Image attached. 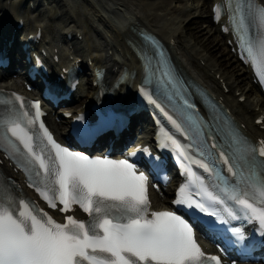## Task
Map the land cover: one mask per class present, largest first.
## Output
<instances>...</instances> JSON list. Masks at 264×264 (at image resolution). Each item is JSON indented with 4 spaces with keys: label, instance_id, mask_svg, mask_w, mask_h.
I'll use <instances>...</instances> for the list:
<instances>
[{
    "label": "snow or ice",
    "instance_id": "1",
    "mask_svg": "<svg viewBox=\"0 0 264 264\" xmlns=\"http://www.w3.org/2000/svg\"><path fill=\"white\" fill-rule=\"evenodd\" d=\"M247 11L256 13L261 25L259 38L264 40V6L257 8L252 0H240L236 14L242 24ZM145 39L151 40L150 37ZM256 39L257 36H250L249 53ZM241 43H244L243 37ZM15 101L20 103L21 109L24 107L21 97L15 96ZM32 107L36 112L27 120L29 126L40 116L39 104L33 103ZM23 116L27 119L29 113L25 112ZM40 129L47 142V152L34 145L32 134L20 122L11 121L7 128L23 147L29 163L38 166V184L43 187L37 183L29 186L36 188L50 208L55 209L59 204L62 205L59 211L67 213L75 204L88 214L89 219L78 221L69 215L65 217V223H57L30 203L20 201L13 205L0 192V264H199L204 254L195 242L194 229L197 224H203L214 230L216 220L197 218L193 223L175 210L149 213L148 176L143 171L136 174L138 165L135 161L107 157L91 159L56 143L43 124ZM78 134L90 137L94 132L80 129ZM9 144L14 152L18 150L11 141ZM171 144L186 174V182L178 189L174 204L195 208L206 216H216L208 205L222 201L208 191L202 179L200 186L195 187L193 177L196 174L191 164H184L190 159L188 154L175 139H171ZM259 154L264 156V149ZM151 163L153 168L160 167L156 162ZM191 163L210 171L205 163L196 160ZM225 163L229 161L225 159ZM249 178L264 185V172L255 170V166ZM193 188L195 191L191 190ZM237 202L251 212L248 219L259 223L260 234L264 236V210L253 208L244 199ZM217 219L221 224L225 223L223 219ZM232 231L236 239L228 237L229 243L240 241L239 247H247L243 243L242 230L235 228ZM207 259L209 264H220L215 256Z\"/></svg>",
    "mask_w": 264,
    "mask_h": 264
},
{
    "label": "rangeland",
    "instance_id": "2",
    "mask_svg": "<svg viewBox=\"0 0 264 264\" xmlns=\"http://www.w3.org/2000/svg\"><path fill=\"white\" fill-rule=\"evenodd\" d=\"M111 1L114 11L105 10L106 4L102 0H0L3 7L0 17L4 16L6 23L15 26L16 22L12 21L15 18L13 19L12 15L19 14L27 27L34 29L36 25V28L41 30L44 38L41 45L46 47L48 54L52 50L56 51L61 60L70 62L82 59V84L71 102L72 110L84 100L89 87L88 76L91 72L87 69L90 67H87L85 60L92 53L91 49L101 51L105 40L112 46H117L110 31L119 29L115 12L125 11L137 15L148 30L163 40H166L165 34H171L169 30H175L174 35L179 36L178 41L182 47L178 57L184 69L209 90L210 86L214 87V80L220 81L221 74L229 87L224 89L222 99L232 107L238 102L234 108L239 117L251 122L253 118H248L247 109L253 110L255 107L260 108L264 115L261 96L256 88L250 86L248 78L242 74L240 66L231 57L225 39L209 23L210 5L203 6L201 1L183 0L180 9H177L174 4L176 0H108L109 3ZM101 15L102 20L99 17ZM191 22L193 24H189ZM24 33L26 31H23ZM68 34L76 39L71 44L64 42V37ZM21 38L22 36H19L20 40ZM209 42L216 47L212 55L208 53ZM92 54L94 57L95 54ZM76 55L80 58L75 59ZM114 57L122 63L120 53H114ZM223 63L226 64L225 67L221 66ZM235 90H238V93L234 94ZM240 94L245 100L236 101ZM58 111L60 110L56 112ZM49 121L59 122L60 119L56 114L50 117ZM62 127L64 129L66 123L62 124ZM135 136L138 137L136 134Z\"/></svg>",
    "mask_w": 264,
    "mask_h": 264
},
{
    "label": "bare ground",
    "instance_id": "3",
    "mask_svg": "<svg viewBox=\"0 0 264 264\" xmlns=\"http://www.w3.org/2000/svg\"><path fill=\"white\" fill-rule=\"evenodd\" d=\"M105 4L106 7L105 10L107 11H112L113 10V5H112V1L111 3L108 2V0H102ZM185 1V0H184ZM183 0H176L174 2L175 6L177 7V9H180L182 2H184ZM193 1H198L200 3H202V5H210L209 8V13H210V18H209V23L214 26V24L212 23V18H211V6H212V2L214 0H193ZM217 1V0H215ZM259 2L264 6V0H259ZM114 4V3H113ZM166 6V5H165ZM163 6V7H165ZM174 6V7H175ZM3 9V7L0 5V13L1 10ZM110 9V10H109ZM158 9V8H157ZM156 9V10H157ZM164 9V8H163ZM151 10V9H150ZM165 10V9H164ZM183 11V10H182ZM125 14L127 15H131L128 18L120 19V24L121 27H124V23H127L126 28L123 29H111V35L113 36V39L116 42L117 46H112L111 43H108L106 40L103 42V46H102V50L99 51L97 49H91V52L94 53V57L93 54H89L88 59L85 60V62H87L88 66H89V62H90V66L93 70L94 68L99 69V68H103L106 72L105 74V82L107 84L112 83L115 79V76L117 73H121L124 69L125 71L128 73V78L129 80H131L133 83H139L140 80V73H141V69H140V64L139 61L135 55L134 52V47H138L141 42L140 39L136 36V34L131 30H135V31H140L141 29L145 30L148 33L153 34L155 37H157L158 39H160L171 51L173 59L176 61V63L183 69L182 64L176 59V57L179 56V51H182V47L180 45V42L178 41L179 36H175L174 33L176 32L175 30H169L171 32V34L166 35L164 37H166V40H163V38H161L160 36L154 34L153 32H151V30H148L146 28V26L144 25L143 21L137 16L134 15L132 12H125ZM116 15H118L117 13H115ZM181 14V13H180ZM2 16V15H0ZM100 20H102L101 17H103L102 15L99 16ZM12 18L14 20L12 21H18V19H20L21 17L19 16V14H13ZM104 19V18H103ZM127 20V21H126ZM111 21V20H110ZM105 24V22H104ZM189 24H193L192 22ZM171 25V24H170ZM28 25L25 24L24 22V26L21 30H18L15 26H12L8 23H6L5 21V17H0V41L1 38H4L5 34H11V36H15V38L17 40L19 39V36L21 37L23 34V31H26L25 35L27 34H31V32H34L32 34H35L37 31L36 25L34 26V29H32L33 27H27ZM217 30V33L225 39L226 42V47L228 48L230 54L232 55L231 57L234 58V61L238 64V66H240V70L243 72L242 74H244L248 80H249V84L251 87L256 88V90L258 91L259 94V89L257 87V85H255L253 83V78L251 77V73L249 71V68L244 67L241 64V61L239 60L238 56H237V49L234 45V41L231 37V35L225 36L222 31L220 30V25L219 26H214ZM166 29V28H165ZM75 32V31H74ZM78 32V31H77ZM191 32V31H190ZM173 33V36H172ZM193 33V32H192ZM43 35V34H42ZM25 37V36H24ZM66 38V37H64ZM201 38V37H200ZM14 39V43L13 46L11 48V52L13 54V56L16 53V48L19 45L18 41ZM74 39L72 37V40L70 41L69 44H71V42H73ZM9 41H12V39H10ZM58 41V40H57ZM20 42V41H19ZM44 42V38L42 37V41L40 43ZM207 42V41H206ZM57 43V42H56ZM232 44L231 47L234 48L235 50V55L232 54V50L231 47H229L228 45ZM210 47L208 48V53H210L209 55H212L215 51V46H212V43L209 42L208 44ZM134 46V47H133ZM35 47V46H33ZM53 52V51H52ZM114 53H120L122 59V63H119L115 57H114ZM53 55H55V53H53ZM80 58V56L76 55L75 59ZM78 67L79 68H83L84 67V62H82V59L79 60V63H77L76 60L72 61V62H68V61H64L61 62L60 64V68H73V67ZM221 66L225 67L226 64H221ZM184 70V69H183ZM237 71V70H236ZM4 74L3 78H0V89L3 90H24L22 84H21V77L15 75V76H8L10 75L8 71L3 70V73H1V76ZM135 74L134 78H130V75ZM220 81H215L214 80V87H211V93L215 94L217 96V99L220 101L222 100L223 93H224V89L227 88L229 89L226 81L224 80V78L222 77V75L220 74L219 77ZM95 80V77H92V80L90 81L89 84H91V88L90 90H96V87H93V82ZM82 84V83H81ZM81 88V85L79 86V89ZM78 89V90H79ZM207 89V88H206ZM208 90V89H207ZM240 92V91H239ZM238 93V90L234 91V94ZM243 98V95L240 94L237 97L236 101H239L240 99ZM87 98H85L80 104L82 105ZM222 103L226 106V108L230 111V113L232 114V116L234 117V119L236 120V122L239 124L240 127L244 128L248 134V136L253 140V142H256L258 139H263L264 140V130L261 131L259 129V127L256 125V121L260 118H263V122L261 125L264 126V116L262 115V110L260 108H254L253 110L247 109L248 110V118H253L251 120V122H249V120H245L244 118L239 117L238 113L236 112L235 108L236 105H238V102L235 104V108L230 106V105H226L223 101ZM261 104L264 106V99L261 98ZM230 106V107H229ZM247 113V112H245ZM242 116V115H241ZM247 118V117H246ZM143 120V119H142ZM136 122V119L132 120L131 126H130V131H132V127H133V123ZM65 122L63 120H60L59 122H54L51 123V127L53 129V131L55 132L56 136L58 139L63 140L64 136H65V131H63V127L62 124H64ZM142 134L146 135L149 132V127L146 125L145 126V121L143 120V124H142ZM128 136V134L124 133L123 134V141L126 140V137ZM134 137V135L129 136V138ZM142 139V138H140ZM140 139L137 140V142H140ZM144 142V140H143ZM0 168L2 169V171L4 172V174L6 176L12 177L13 179H15L18 183L22 184V180L18 177V175H16L14 173L13 167H9L8 164L6 162H2V164H0ZM22 189L23 186H21ZM160 193L151 192V203L153 206V209L158 208L162 205V203H167V199L165 196H168L170 194V187H166L164 188H160Z\"/></svg>",
    "mask_w": 264,
    "mask_h": 264
}]
</instances>
